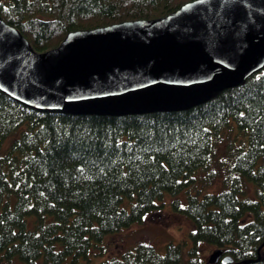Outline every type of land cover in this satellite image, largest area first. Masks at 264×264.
Returning a JSON list of instances; mask_svg holds the SVG:
<instances>
[{"label": "trees", "instance_id": "trees-1", "mask_svg": "<svg viewBox=\"0 0 264 264\" xmlns=\"http://www.w3.org/2000/svg\"><path fill=\"white\" fill-rule=\"evenodd\" d=\"M187 1L0 0V16L44 51L72 30L161 17ZM166 194L193 223L184 264H204L205 245L223 249L212 264H264V67L172 111H39L0 90V264L89 259ZM163 248L139 240L99 264L181 263L180 242Z\"/></svg>", "mask_w": 264, "mask_h": 264}, {"label": "water", "instance_id": "water-1", "mask_svg": "<svg viewBox=\"0 0 264 264\" xmlns=\"http://www.w3.org/2000/svg\"><path fill=\"white\" fill-rule=\"evenodd\" d=\"M263 67L264 0H190L161 17L72 30L44 51L0 16V90L39 111L182 110Z\"/></svg>", "mask_w": 264, "mask_h": 264}, {"label": "rangeland", "instance_id": "rangeland-1", "mask_svg": "<svg viewBox=\"0 0 264 264\" xmlns=\"http://www.w3.org/2000/svg\"><path fill=\"white\" fill-rule=\"evenodd\" d=\"M11 140L10 136L3 142L2 150H5ZM218 187L217 182L208 189H217ZM180 196L182 197L183 193ZM172 198L170 194H166L164 206L151 212L144 221L134 222L129 226L122 227L117 232L108 234L105 238L107 250L101 252L100 249L94 248L93 251L90 250L89 259L83 258L77 264H99L106 257L120 256L125 250L133 248L139 240L153 243L162 253L164 252L163 244L168 240L180 242L182 253L180 264H184L188 259L187 249L191 245L189 232L193 228V223L185 214L172 208ZM215 248L214 245H205L200 248L204 264H212L207 261V257Z\"/></svg>", "mask_w": 264, "mask_h": 264}]
</instances>
